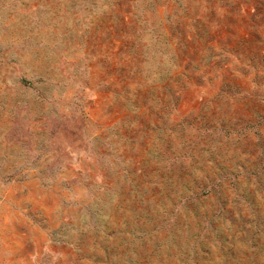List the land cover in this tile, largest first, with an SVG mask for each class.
Returning a JSON list of instances; mask_svg holds the SVG:
<instances>
[{"label": "rangeland", "instance_id": "374dc122", "mask_svg": "<svg viewBox=\"0 0 264 264\" xmlns=\"http://www.w3.org/2000/svg\"><path fill=\"white\" fill-rule=\"evenodd\" d=\"M0 264H264V0H0Z\"/></svg>", "mask_w": 264, "mask_h": 264}]
</instances>
